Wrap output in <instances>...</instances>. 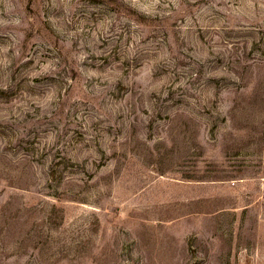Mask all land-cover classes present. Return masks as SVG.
Listing matches in <instances>:
<instances>
[{
  "label": "rangeland",
  "instance_id": "rangeland-1",
  "mask_svg": "<svg viewBox=\"0 0 264 264\" xmlns=\"http://www.w3.org/2000/svg\"><path fill=\"white\" fill-rule=\"evenodd\" d=\"M0 264H264V0H0Z\"/></svg>",
  "mask_w": 264,
  "mask_h": 264
}]
</instances>
